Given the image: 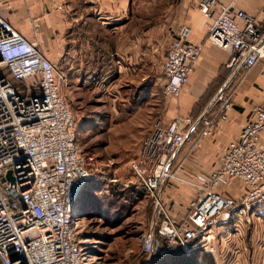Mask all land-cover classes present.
Wrapping results in <instances>:
<instances>
[{
	"label": "built area",
	"instance_id": "1",
	"mask_svg": "<svg viewBox=\"0 0 264 264\" xmlns=\"http://www.w3.org/2000/svg\"><path fill=\"white\" fill-rule=\"evenodd\" d=\"M196 1L211 21L209 40L232 53L231 71L248 72L264 61V31L255 17L233 10L234 4ZM189 33L183 27L166 52L161 69L167 98L181 94L202 54ZM63 77L39 43L0 14V264H93V247L81 241L76 213L90 172L76 119L62 96ZM10 80L25 82V89H15ZM252 114L216 167L187 181L196 197L181 221L166 210L162 186L176 178L172 166L186 140L200 126L202 136H212L227 115L218 109L199 120L178 117L168 126L154 125L134 163L155 216L142 238L144 255L163 258L178 248L199 247L213 255L220 228L227 232L222 241L230 243L231 235L244 233L264 213V108ZM236 183L240 189L229 192Z\"/></svg>",
	"mask_w": 264,
	"mask_h": 264
},
{
	"label": "crops",
	"instance_id": "2",
	"mask_svg": "<svg viewBox=\"0 0 264 264\" xmlns=\"http://www.w3.org/2000/svg\"><path fill=\"white\" fill-rule=\"evenodd\" d=\"M159 1L165 4V10L155 15L154 8ZM218 2L221 6L234 4L233 10L255 17L264 31V0ZM0 14L24 37L38 42L44 55L59 72L64 75H102L103 84L110 82L115 74L121 82L126 66L128 71L139 70L141 51L146 47L147 53L155 50L156 37L162 29L171 43L183 27L189 28L188 40L200 45L202 54L181 94L165 97L158 122L168 126L178 117L199 120L207 112L210 116L223 109L227 119L219 122L212 136H202V126L190 136L198 135L194 149L196 155L191 158L207 165L203 170L206 172L201 174L213 170L210 162L216 153L214 144H222L225 149L229 142L240 136L241 129L253 115V109L258 106L264 108V61H259L248 72L236 74L231 71L228 64L232 53L209 40L211 21L201 14L196 0H0ZM181 151L173 163L172 172L181 170L178 168ZM199 174L192 172L189 175ZM168 183L163 184L161 191ZM238 188L236 183L228 190L235 194ZM143 197L148 198L146 195ZM144 198L137 202L134 198L133 208H140ZM176 207L183 219L185 208ZM260 215L254 219L252 225L255 228L252 226V230L258 231L261 225L259 233L264 236V213ZM226 233L224 228L218 231L217 238L221 243ZM242 235L246 232L231 235V239ZM243 250L244 247L239 255L242 256ZM257 254L261 252L257 251ZM213 257L218 264V258Z\"/></svg>",
	"mask_w": 264,
	"mask_h": 264
},
{
	"label": "rangeland",
	"instance_id": "3",
	"mask_svg": "<svg viewBox=\"0 0 264 264\" xmlns=\"http://www.w3.org/2000/svg\"><path fill=\"white\" fill-rule=\"evenodd\" d=\"M164 5L160 1L155 5V15L165 10ZM156 38L154 51L147 53V47L141 51V68L134 72L126 66L121 82L117 74L103 84L102 75L60 72L64 76L59 82L62 96L76 119L78 146L90 172L89 183L77 201L76 213L81 241L93 247V264H155L160 258H149L142 253V238L151 230L154 216L150 201L144 198L143 205L134 209L129 194L133 189L143 191L144 181L134 170V163L139 158L141 142L158 122L165 102L161 67L170 43L164 29ZM10 81L15 89L26 87L25 82ZM197 139L198 135H194L186 140L179 159L181 170L161 191L166 210L178 221L182 217L176 205L184 209L196 197V188L187 182L191 178L189 174H201L207 167L191 158L196 155ZM221 145L214 144L216 153L211 157L210 169L216 167L223 153ZM252 226H247L246 235L236 236L230 243H221L215 236L216 249L213 255L210 253L211 261L216 263L215 256L218 264H264L261 225L258 231L252 230ZM249 229L252 231L248 232ZM207 261L201 259L198 263L207 264Z\"/></svg>",
	"mask_w": 264,
	"mask_h": 264
},
{
	"label": "trees",
	"instance_id": "4",
	"mask_svg": "<svg viewBox=\"0 0 264 264\" xmlns=\"http://www.w3.org/2000/svg\"><path fill=\"white\" fill-rule=\"evenodd\" d=\"M113 192L114 191H112V194ZM129 194L131 197L130 201L132 207L134 205V198H136L137 202L143 199V196L146 195L144 191H138V189L131 190ZM193 244L195 245V243H192V245ZM201 259L208 260L207 264H214L213 261H211L210 253L206 252V250L201 247L192 249L189 252H185L181 248L175 249L172 253L168 254L167 256L163 258H157V262H155V264H199L198 262H200Z\"/></svg>",
	"mask_w": 264,
	"mask_h": 264
},
{
	"label": "water",
	"instance_id": "5",
	"mask_svg": "<svg viewBox=\"0 0 264 264\" xmlns=\"http://www.w3.org/2000/svg\"><path fill=\"white\" fill-rule=\"evenodd\" d=\"M9 180L12 182L13 178L11 177V172L9 173ZM159 248V246H157V249Z\"/></svg>",
	"mask_w": 264,
	"mask_h": 264
}]
</instances>
